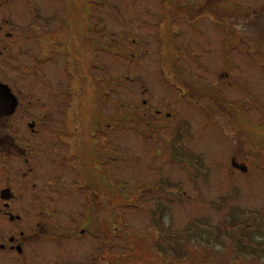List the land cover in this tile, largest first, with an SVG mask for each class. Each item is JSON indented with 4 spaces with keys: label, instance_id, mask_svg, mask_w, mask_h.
Wrapping results in <instances>:
<instances>
[{
    "label": "rangeland",
    "instance_id": "1",
    "mask_svg": "<svg viewBox=\"0 0 264 264\" xmlns=\"http://www.w3.org/2000/svg\"><path fill=\"white\" fill-rule=\"evenodd\" d=\"M0 3V77L63 111L10 170L37 264H264V0Z\"/></svg>",
    "mask_w": 264,
    "mask_h": 264
},
{
    "label": "flooded vegetation",
    "instance_id": "2",
    "mask_svg": "<svg viewBox=\"0 0 264 264\" xmlns=\"http://www.w3.org/2000/svg\"><path fill=\"white\" fill-rule=\"evenodd\" d=\"M6 1L9 2L10 0ZM0 5L2 4L0 3ZM2 22L0 24V64L4 62L7 52L15 50L14 43L18 39L16 31L13 29H11L12 31L9 30L13 24L12 20L7 16ZM68 31L65 32L68 33ZM51 33L52 30L46 31L43 36L48 37ZM50 36L48 38H51ZM48 38L43 42H41L40 38L39 45L44 47ZM58 45L63 44L58 42ZM54 49L55 47L51 48L50 52ZM19 51L21 52V49ZM45 51L46 54L43 58L45 61L48 60L49 55L54 58V55H48L49 49H45ZM11 56L12 54L9 57ZM12 76L7 75L5 79L0 77V82L9 87L15 98L14 109H8L7 112L0 113V264H37L35 262L36 258L41 256L43 229L40 219V199L35 197L37 201L30 207L28 202L26 203V201H29V197L26 195L24 197L20 190L25 183V179L27 180V177L31 174L20 171L19 177L12 179L10 170L13 168L12 161L16 160V158H23L25 162L28 161L29 150L22 143L23 131H25L26 127L39 133L42 127H49L48 123H53V117H62L63 111L60 108L49 109V103L56 101L58 95L54 96V94H47V92L38 95L33 92L27 93L33 97L34 101L40 104V106L35 104L36 110L34 112L29 110L28 107L32 104V100H28L27 94H22L21 88H19L25 78H12ZM27 86L25 80L22 90H26ZM27 102L28 105L26 104ZM39 114L42 115L39 116ZM51 116L53 117L51 118ZM28 117L34 118H29L30 121L27 122ZM58 123H60V120ZM54 126L56 125L54 124ZM37 186V183L32 184L33 193H38ZM29 212H33L34 215ZM101 253H103L101 255L103 256L104 252Z\"/></svg>",
    "mask_w": 264,
    "mask_h": 264
},
{
    "label": "water",
    "instance_id": "3",
    "mask_svg": "<svg viewBox=\"0 0 264 264\" xmlns=\"http://www.w3.org/2000/svg\"><path fill=\"white\" fill-rule=\"evenodd\" d=\"M14 97L9 89V87L0 82V113L7 112L8 109H14ZM233 166L243 172L247 171V168L243 165H239L233 162Z\"/></svg>",
    "mask_w": 264,
    "mask_h": 264
},
{
    "label": "trees",
    "instance_id": "4",
    "mask_svg": "<svg viewBox=\"0 0 264 264\" xmlns=\"http://www.w3.org/2000/svg\"><path fill=\"white\" fill-rule=\"evenodd\" d=\"M261 16H264V13H263V15H262V13L260 14ZM255 16H259V15H255ZM257 20H259V19H256L255 21H257ZM243 26H244V28L243 29H246L247 28V26L246 25H244V24H242ZM240 27H241V25H240ZM243 29H241V30H243Z\"/></svg>",
    "mask_w": 264,
    "mask_h": 264
}]
</instances>
